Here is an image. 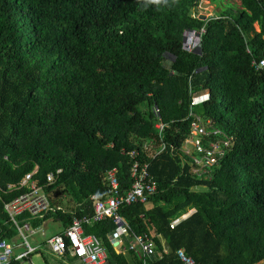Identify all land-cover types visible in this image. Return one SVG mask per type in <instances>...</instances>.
Returning <instances> with one entry per match:
<instances>
[{"label":"trees","instance_id":"16d2710c","mask_svg":"<svg viewBox=\"0 0 264 264\" xmlns=\"http://www.w3.org/2000/svg\"><path fill=\"white\" fill-rule=\"evenodd\" d=\"M201 1L0 0V242L16 237L5 205L24 192L10 185L37 169L68 227L94 212L90 199L105 196L109 171L128 189L124 154L151 144L141 160L156 193L118 210L134 235L154 242L148 264H178L180 249L196 264H264V72L252 66L264 60V0H239L206 20L194 12ZM202 29L201 47L186 52L185 32ZM200 90L209 98L194 113L231 139L210 180L172 155ZM161 143L167 149L154 157ZM115 229L108 218L86 234L100 240L108 264H139L113 248Z\"/></svg>","mask_w":264,"mask_h":264},{"label":"built area","instance_id":"2783aa9c","mask_svg":"<svg viewBox=\"0 0 264 264\" xmlns=\"http://www.w3.org/2000/svg\"><path fill=\"white\" fill-rule=\"evenodd\" d=\"M204 32V29L186 31L184 50L193 53L199 49ZM247 53L249 54L248 51ZM252 66L256 72H264V60L253 61ZM208 98L209 94L206 90L192 94L189 135L180 148H172V155L179 157L183 166L188 165L192 176L198 180H210L213 169L218 167L224 159L231 142L230 138L213 125L211 119L194 113L193 109L206 102ZM153 112L159 117L157 107L153 108ZM154 127L158 131L159 139L163 138L165 125L157 122ZM152 147L151 144H145L141 152L132 151L124 154L130 161L127 178L130 183L129 188L122 191L118 180V170L109 171L105 178L107 187L105 196L101 199L94 195L90 199L93 203V215L75 217L72 224L61 235L52 236L46 240L45 248L52 256L58 259L70 257L79 260L81 264H107L106 250L100 240L86 234V227L109 218L116 225L111 242L121 246V239L127 235L131 240L127 245V251L136 256L139 264H148V259L156 253L153 241L147 236L140 237L132 234L120 218L118 210L132 204L146 205L149 198L156 193L157 186L149 174V164L141 160V153L151 152ZM166 149V145L161 143L154 157L163 154ZM36 172L37 169L27 174L18 185L9 186L11 190H24L22 194L5 205V211L12 227L19 235L20 243L7 240L0 242V264H35L32 258L40 252V248L31 246L29 240L36 232L31 229L29 222L21 220V217L27 215L28 219H42L48 214H55L60 209L62 210L61 207L52 206L43 187L38 186L37 180L34 179ZM60 172L57 170L55 173L47 174L46 184H53ZM193 213L194 211H190L187 215L171 221L170 229L185 221ZM20 250L22 252L17 254ZM176 255L178 264H196L183 249L177 251Z\"/></svg>","mask_w":264,"mask_h":264},{"label":"rangeland","instance_id":"374dc122","mask_svg":"<svg viewBox=\"0 0 264 264\" xmlns=\"http://www.w3.org/2000/svg\"><path fill=\"white\" fill-rule=\"evenodd\" d=\"M226 8H232L234 10L239 9L240 8L239 0H217L216 2H213L212 0H202L199 6L197 7V9H195L196 11L194 12H196L197 17L199 18L201 17V19L202 17H206L207 19L208 18L214 19V18H217L220 12L222 10H225ZM255 29L258 31L257 25H255ZM187 36L189 37V33ZM198 191H202V189L201 190L198 189ZM65 206H68V205L65 204ZM62 230L64 229H62L60 223L47 222L46 226L38 232L37 236L33 238V243L42 241L43 239H47L51 236L57 235ZM21 252L22 250L17 252V254H20ZM47 260H48L47 261L48 264H72L73 263L70 261L61 262L51 257L50 258L48 257ZM33 262L35 264H45L44 262L40 260V258L37 255L33 257Z\"/></svg>","mask_w":264,"mask_h":264},{"label":"crops","instance_id":"0c3cea01","mask_svg":"<svg viewBox=\"0 0 264 264\" xmlns=\"http://www.w3.org/2000/svg\"><path fill=\"white\" fill-rule=\"evenodd\" d=\"M152 177V176H151ZM154 180V179H153ZM65 202H67V201H65ZM143 205H145V204H143ZM147 205V204H146ZM57 207H61V206H57ZM62 208V207H61ZM59 211H61L62 213H65V209L64 208H62V210L60 209ZM190 212V211H189ZM188 212V213H189ZM187 213V214H188ZM93 215V213L92 214H88V215H84V216H92ZM55 215L54 214H50V215H47V216H45L44 218H42V219H28V217H27V215H23L22 217H21V220H23V221H28L29 222V224H30V227H31V229H34L35 230V232H36V234L34 235V236H32L31 237V239L29 240V243H30V245L31 246H34V247H39L40 248V252L39 253H37V254H35V255H33V257L34 256H38L39 258H40V260L42 261V262H44L45 264L47 263V259H48V257L50 258H54V259H56V260H58V261H61V262H67L68 260H70V262H73L72 264H81V262L79 261V260H77V259H73V258H70V257H66V258H64V259H58V258H55L54 256H52L50 253H49V251L45 248V242H46V240L48 239H43L42 241H38V242H35V243H33V238L35 237V236H37L38 235V232L41 230V229H43L45 226H46V224H47V222H57V223H60L61 224V227H62V229H64V230H62L61 232H59V234H57V235H61L62 234V232H64L65 231V229L67 228V227H65L64 225H62V223L59 221V220H56L55 219V217H54ZM184 216V215H183ZM180 217H182V216H180ZM179 217V218H180ZM32 220H37V221H39L38 223V225L36 226V227H33L32 226V224H31V221ZM174 220V219H173ZM172 220V221H173ZM93 226V225H92ZM69 227V226H68ZM87 227H89V226H87ZM14 229V228H13ZM15 230V229H14ZM43 231V230H42ZM15 232H16V230H15ZM132 232V231H131ZM132 234H133V232H132ZM54 236H56V235H54ZM93 236V235H92ZM136 236V235H135ZM144 236H146V235H144ZM52 237V236H51ZM140 237H142V236H140ZM50 238V237H49ZM4 241V240H3ZM8 242H15V243H20V240H19V235L17 234V232H16V237H14L12 240H7ZM121 241H122V248H121V250L119 251L118 250V254H127V253H130V252H128L127 251V245H128V243L131 241L130 240V238L127 236V235H125L122 239H121ZM126 241V244L124 243ZM154 243V242H153ZM111 244L113 245V244H116L115 242H111ZM120 247L121 246H117L116 248L113 246V248L116 250V249H120ZM124 250V251H123ZM156 250V249H155ZM167 251V248H165V252ZM130 254H133V253H130ZM134 255V254H133ZM135 256V255H134ZM75 260V261H74ZM32 261H33V258H32ZM48 264V263H47ZM107 264H108V262H107Z\"/></svg>","mask_w":264,"mask_h":264},{"label":"water","instance_id":"95a60500","mask_svg":"<svg viewBox=\"0 0 264 264\" xmlns=\"http://www.w3.org/2000/svg\"><path fill=\"white\" fill-rule=\"evenodd\" d=\"M206 19H207L206 17H202V20H206ZM113 246L116 248L117 244H113Z\"/></svg>","mask_w":264,"mask_h":264},{"label":"clouds","instance_id":"9594fccd","mask_svg":"<svg viewBox=\"0 0 264 264\" xmlns=\"http://www.w3.org/2000/svg\"><path fill=\"white\" fill-rule=\"evenodd\" d=\"M154 2H159V0H154Z\"/></svg>","mask_w":264,"mask_h":264}]
</instances>
